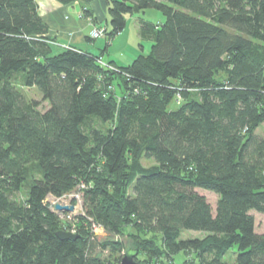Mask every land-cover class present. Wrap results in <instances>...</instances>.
<instances>
[{
	"label": "trees",
	"instance_id": "16d2710c",
	"mask_svg": "<svg viewBox=\"0 0 264 264\" xmlns=\"http://www.w3.org/2000/svg\"><path fill=\"white\" fill-rule=\"evenodd\" d=\"M58 1L81 5L96 40L145 9L166 19L140 17L150 53L105 66L107 47L56 43L36 0H0V264H119L128 248L145 264L180 252L182 264H230L234 248L235 264H264L251 213L264 214V0H107L111 30L95 24L91 0ZM77 186L84 212L71 227L46 199ZM199 189L218 195L215 212ZM94 224L134 245L99 244ZM61 229L81 237L60 239Z\"/></svg>",
	"mask_w": 264,
	"mask_h": 264
},
{
	"label": "rangeland",
	"instance_id": "374dc122",
	"mask_svg": "<svg viewBox=\"0 0 264 264\" xmlns=\"http://www.w3.org/2000/svg\"><path fill=\"white\" fill-rule=\"evenodd\" d=\"M57 1L58 0H51V5L49 4L47 7L48 11L51 10L52 13H54L57 10L59 11V8H57L58 6L56 5V3H58L59 1L58 2ZM36 2H37V7L39 9L38 11L39 15L41 16L42 15V5H43L41 4L42 1L36 0ZM64 5H73V4H64ZM79 8L81 9V6H79ZM60 14L63 17V19L65 18V20L69 21V17H70L69 12L64 11V13H60ZM140 17L150 22L152 21L155 23L164 22L166 19V15L164 14V12H160L159 10L155 8L145 9L143 11H140L139 13L129 14L127 17V24H126L127 27L122 32H120L119 35H117V37L112 39V41L106 40L105 37H101L96 40V36H94L92 32H90L89 35L94 37L95 41L93 42L87 41L86 40L87 38H85L83 34L81 33L80 27H77L75 25L74 26L67 25V27H63V29L61 30L63 32L61 37H64V36L67 37L68 42L64 41L61 43L60 42H56V43L62 46H69L68 43L74 44L75 40H77L76 42H78L79 40L80 43L82 42L80 45H82L83 48L89 49L95 55L100 54L101 51L105 49V47H107L106 52L103 54L102 57H100V59H103L105 63H108L109 59L111 58L115 60L119 65L126 66V65H129L134 59H136L138 55L148 54L150 53L152 49V42L148 39H142L138 35V31H137L138 24L137 23ZM110 19H111V16L109 15V12L107 11V22L103 21L102 24L103 26L107 27L108 30H111V27H112L110 25ZM66 24L64 23L65 26ZM78 33L81 35L77 36ZM109 65L114 66L113 64H109ZM221 75L222 74H219V76ZM12 80L14 81L15 85H17L18 88L24 93V95L27 96L29 100H32V101L37 100L39 102L40 110L44 111L45 108L49 107L48 101L42 99V95L40 94L37 87L30 88V87L25 86L21 82V74H15ZM177 104L178 102H175V104L172 105V107L177 106ZM256 133L264 137V123L261 124L257 128ZM153 163H154V160L149 159V158H146L143 161V164L145 166L151 165ZM36 176H37V173H36ZM81 188L82 186L81 187L77 186L75 189L70 191L69 194H66L60 198H56L55 196L49 194V196L46 199V202L48 204H51L52 206L55 201H61L62 203H66V204H71V203L75 204L76 208L74 211L66 212V211L60 210L57 212L58 215L60 216V219H62L64 224L67 226L75 227L76 225H74V218L82 215L84 212V209H83L84 204L82 203V195L80 192ZM24 190L25 189L22 188V192L15 191V193H13L12 195V198L13 199H16V198L25 199L26 193H24L25 192ZM198 191L200 194L202 195L204 194L206 196V198L210 202L215 212L216 210L215 207L219 199L218 195L215 192L213 193L206 189H202V190L199 189ZM251 213H253L254 217H256V231L258 233H264V214L261 212H257L255 210H252ZM94 225L95 226H93V236L96 239V241H98L99 244H103L106 241L118 239L126 247L134 245L133 239L130 238V236L120 235V234L114 235V234L109 233L103 227L96 225V224ZM182 232H183L182 239L204 236V233L200 231L183 230ZM234 250H236V248L229 250L227 255L225 256V261L227 263L235 264L234 261L236 258V253ZM96 251L100 253L102 252L103 257H106L110 253V249L105 250L102 247H97ZM187 258L189 257L184 252L177 253L175 255V263L173 264H182L183 260ZM191 260H193V256H190V260H189L190 263H191ZM164 262L172 264L171 261H168L166 259L164 260ZM162 263L163 262H160L159 264H162Z\"/></svg>",
	"mask_w": 264,
	"mask_h": 264
},
{
	"label": "crops",
	"instance_id": "0c3cea01",
	"mask_svg": "<svg viewBox=\"0 0 264 264\" xmlns=\"http://www.w3.org/2000/svg\"><path fill=\"white\" fill-rule=\"evenodd\" d=\"M43 4L42 5V18H44V20L47 22L50 31H49V35L50 36H56L58 39H61L62 42L66 41L68 42L67 37H61V35L63 34V32L61 31L63 29V27H67V25H71V26H77L80 27L81 29V33L83 34V36L86 38V35L88 33H90V31L92 30L91 26L88 24L87 20L85 19H81L80 17V8L79 6H81L79 3H73V5H64L60 2L56 3V5L58 6L57 8H59V11H55L54 13L50 11H48V5H51V0H41ZM91 4V8L93 9V13L94 15L97 17V21L95 24L103 26L102 22L106 21L107 22V11H108V4H107V0H91L90 2ZM65 12H69L70 13V17H69V21L65 20V18L63 19V17L61 16L60 13H64ZM68 21V23H67ZM64 23L66 24V26L64 25ZM138 24V23H137ZM137 31H138V35H139V24L137 25ZM81 34H77V36H80ZM139 37L141 38V35H139ZM77 40H75V43H77L79 46L82 47V45H80L81 43L76 42ZM70 42V41H69ZM74 43V44H75ZM129 44V43H128ZM128 47V46H127ZM111 59V58H110ZM109 59V60H110ZM113 60V59H111ZM115 61V60H114Z\"/></svg>",
	"mask_w": 264,
	"mask_h": 264
},
{
	"label": "water",
	"instance_id": "95a60500",
	"mask_svg": "<svg viewBox=\"0 0 264 264\" xmlns=\"http://www.w3.org/2000/svg\"><path fill=\"white\" fill-rule=\"evenodd\" d=\"M76 208L75 204L71 203V204H66V203H62L61 201H55L53 203L52 209L55 212H58L60 210L62 211H66V212H71L74 211ZM57 237H59L60 239H67V238H79L81 237L77 232L75 231H67V230H63L61 229V231H58L56 233ZM138 251L136 249H131L128 248V250H126L125 252H123L122 254V258L119 262V264H145L142 261H137L136 260V255H137Z\"/></svg>",
	"mask_w": 264,
	"mask_h": 264
},
{
	"label": "built area",
	"instance_id": "2783aa9c",
	"mask_svg": "<svg viewBox=\"0 0 264 264\" xmlns=\"http://www.w3.org/2000/svg\"><path fill=\"white\" fill-rule=\"evenodd\" d=\"M92 33L94 34V36L97 37V35H101L102 34V30H98V29L92 30ZM100 62H102V64H104L105 66H108V64H106L102 59H100ZM73 231H75V230H73Z\"/></svg>",
	"mask_w": 264,
	"mask_h": 264
}]
</instances>
